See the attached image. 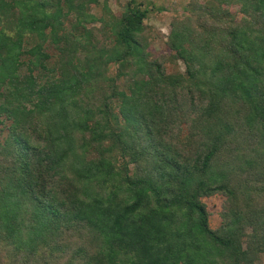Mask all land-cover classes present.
<instances>
[{
    "label": "trees",
    "instance_id": "obj_1",
    "mask_svg": "<svg viewBox=\"0 0 264 264\" xmlns=\"http://www.w3.org/2000/svg\"><path fill=\"white\" fill-rule=\"evenodd\" d=\"M185 13L168 75L137 0H0V264L264 257V0Z\"/></svg>",
    "mask_w": 264,
    "mask_h": 264
},
{
    "label": "rangeland",
    "instance_id": "obj_2",
    "mask_svg": "<svg viewBox=\"0 0 264 264\" xmlns=\"http://www.w3.org/2000/svg\"><path fill=\"white\" fill-rule=\"evenodd\" d=\"M144 4V8L149 9V14L145 20L150 39L149 51L152 59L163 58L166 63V72L168 75L186 74V66L182 61L166 62V58L170 55L167 42L172 31V23L177 18H183L185 15V7L189 0H137ZM128 0H109V6L112 12L120 16L125 11V5ZM93 13L101 16L102 9L93 10ZM92 26V25H90ZM100 27L101 23H97ZM117 65H111L110 75L115 76L117 73ZM115 112L119 113V107ZM7 136L5 125L0 126V142H3ZM204 203L207 205L210 213V227L218 230L223 224L222 213L229 207V201L226 195L217 194L210 198H205ZM253 207V208H252ZM253 210H257L254 206H248ZM264 264V257L256 262Z\"/></svg>",
    "mask_w": 264,
    "mask_h": 264
}]
</instances>
